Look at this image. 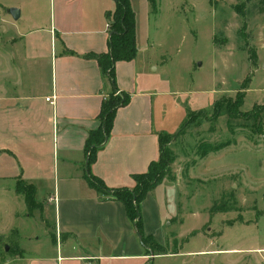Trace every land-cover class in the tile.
<instances>
[{"label":"crops","instance_id":"obj_1","mask_svg":"<svg viewBox=\"0 0 264 264\" xmlns=\"http://www.w3.org/2000/svg\"><path fill=\"white\" fill-rule=\"evenodd\" d=\"M130 3L137 51L114 65L116 88L130 97L89 165L110 189L134 187L132 175L159 157V135L176 132L188 114H178L180 92L168 88L150 55L155 43L141 20L142 13L149 19V1ZM9 7L19 10L21 22L13 24L8 12L0 20L9 45L0 57V192L13 188L21 195L17 184L32 185L38 212L53 205L56 236V253L33 256L30 264H143L149 256L124 204L100 195L85 178L86 141L113 90L97 59L85 55L108 52L114 1L19 0ZM161 186L146 194L141 212L144 234L166 246Z\"/></svg>","mask_w":264,"mask_h":264},{"label":"rangeland","instance_id":"obj_2","mask_svg":"<svg viewBox=\"0 0 264 264\" xmlns=\"http://www.w3.org/2000/svg\"><path fill=\"white\" fill-rule=\"evenodd\" d=\"M17 1L0 0V20ZM148 1L149 19L141 20L155 43L150 55L180 92L178 114H188L161 140L163 189L154 194L167 253L143 264H264V0ZM2 32L0 57L9 48ZM237 94L243 103L230 115L225 106ZM216 102L221 111L211 118ZM49 208L28 215L13 188L0 192V264L56 253Z\"/></svg>","mask_w":264,"mask_h":264},{"label":"trees","instance_id":"obj_3","mask_svg":"<svg viewBox=\"0 0 264 264\" xmlns=\"http://www.w3.org/2000/svg\"><path fill=\"white\" fill-rule=\"evenodd\" d=\"M114 9L109 11L110 17V35L108 39L109 50L103 54L88 53L86 57L96 58L98 65L102 72L108 75V78L113 84V90L101 103V110L98 114L100 120L99 127L89 133V138L86 141L85 152L87 154L88 172L85 175L87 183L93 186L100 195L109 196L124 204L125 212L128 218L132 222L134 228L137 230V234L140 235V242L144 246L147 255L166 254V248L162 244L158 243L152 236L144 234L142 212H140L139 205L145 199L146 194L151 191L161 181V173L159 174L158 163L163 162V150L161 140L167 137L168 134L159 135V150L160 154L158 159L153 160L148 166L147 171L142 173L133 174L132 178L135 182V186L132 188L122 187L113 188L105 186V184L96 176L90 172V162H92L97 154L98 148L103 144L108 137L115 112L120 106L126 105L129 100V94L126 92H118L115 83L114 65L119 60H132L137 51L136 38V26H135V11L131 7L130 0H113ZM152 1V0H150ZM236 99L229 100L225 106L228 114L232 115L233 109L236 105H242L243 94H237ZM221 107L219 102H216L213 108L211 118H217L220 114ZM186 122L191 120L190 116ZM226 143L216 144L209 146L210 150H218L225 146ZM162 166V165H161ZM16 192L23 195L25 200L28 215L32 209L36 207L34 200L35 189L32 185L17 184ZM146 264H150L147 262Z\"/></svg>","mask_w":264,"mask_h":264},{"label":"water","instance_id":"obj_4","mask_svg":"<svg viewBox=\"0 0 264 264\" xmlns=\"http://www.w3.org/2000/svg\"><path fill=\"white\" fill-rule=\"evenodd\" d=\"M7 12L10 13L14 19H17L19 17V10L16 7H9ZM86 163H87V161H86ZM138 237H140V235H138ZM5 247L8 249L7 246H5ZM151 257H152V255H151Z\"/></svg>","mask_w":264,"mask_h":264},{"label":"built area","instance_id":"obj_5","mask_svg":"<svg viewBox=\"0 0 264 264\" xmlns=\"http://www.w3.org/2000/svg\"><path fill=\"white\" fill-rule=\"evenodd\" d=\"M1 18V17H0ZM46 100H49V98H46Z\"/></svg>","mask_w":264,"mask_h":264}]
</instances>
